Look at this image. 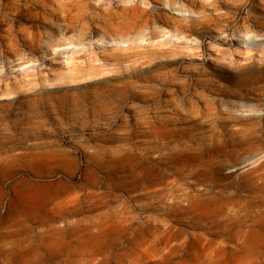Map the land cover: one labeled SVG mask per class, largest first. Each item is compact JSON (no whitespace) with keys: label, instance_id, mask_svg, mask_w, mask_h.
Masks as SVG:
<instances>
[{"label":"rangeland","instance_id":"rangeland-1","mask_svg":"<svg viewBox=\"0 0 264 264\" xmlns=\"http://www.w3.org/2000/svg\"><path fill=\"white\" fill-rule=\"evenodd\" d=\"M30 1L0 0V264H264V0Z\"/></svg>","mask_w":264,"mask_h":264},{"label":"bare ground","instance_id":"bare-ground-1","mask_svg":"<svg viewBox=\"0 0 264 264\" xmlns=\"http://www.w3.org/2000/svg\"><path fill=\"white\" fill-rule=\"evenodd\" d=\"M177 3H178V0H168V2H166V4L169 6L175 5ZM65 6H66V4L63 2V0H31L30 4L25 5L24 9L26 11H30L32 8H37V9L40 8L43 12H45L47 14L54 15L55 17H59L58 14L61 13L62 11H64ZM122 7H123V9H125L126 5H122ZM125 12L126 11L124 10L122 14L125 15V17L127 19H129L130 17L128 16V14H125ZM79 16H81V14L76 15L75 18H79ZM126 28H128V27L123 26L124 30H126ZM171 36H175L176 38H179L176 35H171ZM112 41L114 43L115 49L126 50V49L130 48L129 44L126 43L127 42L126 40H122V39L115 40V39H113ZM97 42L99 44H97V46L91 50V53L93 55H95L96 50H100L103 47H105L104 44H105L106 40H104V38H98ZM165 42H171V41L159 40V41H156L155 43L162 44ZM73 52H74V50L71 53H73ZM23 69H25L24 73H27V72L29 73V69H27V68H23Z\"/></svg>","mask_w":264,"mask_h":264}]
</instances>
